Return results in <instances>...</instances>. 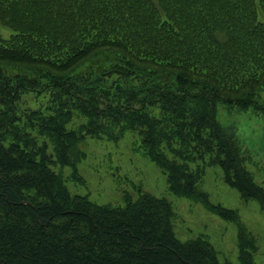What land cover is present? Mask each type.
Listing matches in <instances>:
<instances>
[{
  "label": "trees",
  "instance_id": "16d2710c",
  "mask_svg": "<svg viewBox=\"0 0 264 264\" xmlns=\"http://www.w3.org/2000/svg\"><path fill=\"white\" fill-rule=\"evenodd\" d=\"M0 26V264H231L206 236L181 240L164 197L71 193L61 172L84 182L79 144L128 132L171 194L235 224L238 260L253 264L237 210L200 185L219 167L264 211V170L261 185L217 115L264 114V0H0ZM98 57L100 72H78ZM31 93L46 99L33 108Z\"/></svg>",
  "mask_w": 264,
  "mask_h": 264
},
{
  "label": "rangeland",
  "instance_id": "374dc122",
  "mask_svg": "<svg viewBox=\"0 0 264 264\" xmlns=\"http://www.w3.org/2000/svg\"><path fill=\"white\" fill-rule=\"evenodd\" d=\"M0 30L5 37L11 33V30L5 27L0 26ZM106 65L101 58H96L78 72H90L93 69L100 72ZM24 98L35 108L46 99V95L37 97L31 93L25 94ZM262 99L264 100V94ZM217 115L221 123L236 124L240 143L248 147L256 158L257 163L248 165V168L255 181L263 185L264 114L238 115L224 104L218 103ZM82 121L81 117L75 116L69 127L75 128ZM136 140L137 136L132 132L126 133L116 142L91 137L83 140L79 148L84 152V156L78 162V171L84 182L79 183L71 179L68 167H64L61 172L68 179L67 185L71 193L87 194L94 202L111 205H123L125 191L136 197L137 188L164 197L172 203L176 211L174 229L181 240L196 238L199 235L206 236L216 249L220 260L240 264L235 224L206 211L198 203L171 194L160 169L145 157L142 151L136 149ZM53 168L58 171L61 167L56 164ZM200 187L208 192L212 202L237 210L245 228L243 230L253 244V248H247L252 252V262L264 264V211L260 209L258 202L242 199L236 190L223 182L222 171L216 166L206 168Z\"/></svg>",
  "mask_w": 264,
  "mask_h": 264
}]
</instances>
